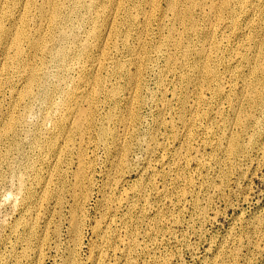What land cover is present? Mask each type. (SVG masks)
<instances>
[{
  "label": "bare ground",
  "instance_id": "obj_1",
  "mask_svg": "<svg viewBox=\"0 0 264 264\" xmlns=\"http://www.w3.org/2000/svg\"><path fill=\"white\" fill-rule=\"evenodd\" d=\"M121 23L126 24L125 30L120 27ZM154 25L157 33L152 36ZM79 32L83 33V39ZM148 39L152 43L155 40L156 45L149 47ZM251 52L256 54L250 56ZM117 58L124 62H117ZM263 59L264 0H0V87H13L10 106L0 118V146L9 140L12 148H18L22 116L31 111L30 104L35 99L42 101L43 108V124L32 133L36 141L33 148L42 152L41 161L48 170L36 183L39 193H26L24 201L30 205L21 210V216L33 218L43 212L45 199L53 196L50 191L63 175L60 166L76 150L70 233L77 246L82 226L80 209L92 191L95 167L93 156L88 152L98 143L107 147L109 155L117 157L111 174L119 176L115 186L117 191L121 190L126 171L120 173L119 169L132 150L136 126L142 125L134 110L139 105L138 96L144 89L145 77L151 74H157L161 82L168 84L170 76L184 73L181 76L183 95L179 99V113L185 111V116L179 117L184 137L191 134L192 126L207 119L228 140L223 151L237 153L241 148L232 136V129L241 123L238 113L243 102L248 101L246 95H251L250 102L254 105L261 95L256 86L251 87L250 79H241L243 72L237 67L247 66L250 74L256 76ZM236 79L242 82L239 90L232 84ZM257 81L262 82L260 78ZM211 83H216L212 97L214 108L202 96L204 88ZM19 84L22 88L15 89ZM190 88H194L192 97L187 94ZM237 92L245 94L244 101L237 97ZM223 100L230 105L229 111L234 116L231 121L219 106ZM161 102L165 110L172 106L164 98ZM208 103L210 111L200 114L202 106ZM106 105L110 110L104 113ZM83 108L87 110L81 113ZM19 109L22 113L17 115ZM48 121L51 126L45 124ZM207 132L213 134L212 131L204 134ZM40 137L44 138L42 142L36 140ZM110 141L114 142L113 146ZM138 144L148 157L156 148L153 139ZM215 146L218 148V143ZM177 155L175 169L180 170L184 167L183 153L177 152ZM6 158L7 153L0 152V163ZM199 166L210 170L212 163L199 160ZM175 169L170 165L167 172ZM23 180H20L21 187L25 184ZM132 192L106 195L112 203L107 208L108 221L105 219L108 229L100 225L93 229L102 238V244L92 248L90 264H107L105 259L101 261L106 242L110 247L108 254L118 255L125 261L138 252L134 222L124 217L117 224L110 218L124 206L133 211L134 199L146 202L144 190ZM156 194L160 196L162 192L156 191ZM54 199L58 206L62 205V195ZM156 212L151 215L156 216ZM35 219L19 221L16 226L21 227L13 228L12 233L18 236L20 228L23 229L25 235L18 237L29 242L33 239ZM111 225L116 229L120 225L123 237L110 231ZM262 235V244L257 248L264 255V231ZM111 241H119L123 248H114ZM36 254L40 256V250Z\"/></svg>",
  "mask_w": 264,
  "mask_h": 264
},
{
  "label": "rangeland",
  "instance_id": "obj_2",
  "mask_svg": "<svg viewBox=\"0 0 264 264\" xmlns=\"http://www.w3.org/2000/svg\"><path fill=\"white\" fill-rule=\"evenodd\" d=\"M257 18L258 15H255L254 19ZM151 24H154L153 20ZM120 27L125 30L126 24L121 23ZM153 29L151 35L155 36V25ZM162 34L167 36V32ZM79 36L84 38L81 32ZM148 43L149 47L156 45L155 40L152 43L148 39ZM255 54L251 52L250 56ZM117 62L123 63L124 59L117 58ZM261 62L256 76L250 74L247 66L237 67L243 72L241 79H250L251 87L256 86L261 92L259 106L250 102V94L246 95L248 101H244L242 97L245 94L236 93L244 101L238 113L241 123L232 129V136L241 148L237 153L223 151L228 140L221 132H216L207 119L192 126L191 134L188 138L184 137V129L179 126V117L185 116V111L179 113V99L184 88L181 76L184 73L170 76L168 84L161 82L157 74L146 76L144 89L138 96L139 105L134 110L142 125L136 126L135 140L130 147L132 150L119 169L120 173L126 171V182L121 190L117 191L115 186L119 176L111 174L117 157L109 155L107 147L98 143L88 152L89 156H93L95 167L92 191L85 206L80 209L82 226L77 246H74L70 233L73 214L71 180L77 173L76 150H72L66 163L60 166L63 175L50 191L53 196L45 199L41 216L24 218L20 214L30 205V202L24 201L26 193H39L36 183L48 170L41 161L42 152L33 148L36 141L32 133L43 124L42 101L33 100L31 111L22 116L17 140L19 147L12 148L9 140L0 146V152L7 153L6 160L0 163V264H90L92 248L102 244V238L96 236L93 229L98 225L108 229L105 219L108 221L107 208L112 203L106 195H118L120 191L133 194L135 190H144L146 202L134 199L132 203H136V207L133 211L124 206L110 218L117 224L124 217L130 223L134 222L133 233L139 250L125 261L118 255L108 254L110 247L106 242L101 261L105 259L107 264H262L264 255L257 248L262 244L264 231V59ZM257 78L262 80L260 84ZM241 79L232 82L237 90L241 89ZM215 86L216 83H211L202 92L203 98L211 101V108H214L212 97L216 93ZM122 87H126L123 78ZM14 88L20 90L22 85ZM12 90L10 85L0 87V118L10 106ZM193 92L194 88H190L188 96L192 97ZM163 98L172 105L167 110L161 102ZM209 105H203L200 114L210 111ZM219 106L227 120L234 119L227 101H221ZM86 110L83 108L81 113ZM109 110L106 105L102 112ZM21 113L19 109L17 115ZM49 123L45 122L51 126ZM115 128L111 127L112 130ZM204 131H212L213 134H204ZM176 133H179V138H176ZM94 139L97 140V135ZM152 139L156 148L148 157L138 143ZM36 140L42 142L44 138ZM113 145L114 142L110 141V146ZM177 152L183 153L184 167L180 170L175 169ZM199 160L211 162L212 168L202 170ZM170 165L175 169L172 173L167 172ZM20 180L25 183L22 187ZM156 191L162 194L157 196ZM59 194L63 198L61 206L54 199ZM155 211L156 216H153ZM33 219L36 227L29 242L18 237L25 235L23 229L20 228L18 236L12 233L13 228L21 227L16 226L19 221L30 222ZM109 230L123 237L120 225L118 229L111 225ZM39 239L43 240L42 243ZM111 245L123 248L119 241H111ZM37 249L41 252L40 256L36 254Z\"/></svg>",
  "mask_w": 264,
  "mask_h": 264
}]
</instances>
